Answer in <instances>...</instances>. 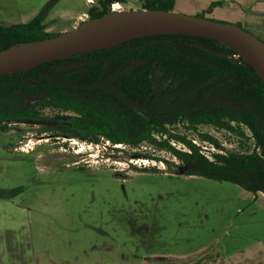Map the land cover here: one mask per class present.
I'll list each match as a JSON object with an SVG mask.
<instances>
[{
    "label": "rangeland",
    "instance_id": "374dc122",
    "mask_svg": "<svg viewBox=\"0 0 264 264\" xmlns=\"http://www.w3.org/2000/svg\"><path fill=\"white\" fill-rule=\"evenodd\" d=\"M250 1L175 0L172 10L239 23L264 40V14L249 13ZM143 3L126 0L112 9ZM91 6L88 0H0V21L28 22L46 10L47 30L63 32L88 20ZM46 113L50 120L21 130L25 137L17 144L34 146L30 151L2 148L9 143L0 131V264H143L144 255H190L212 245L226 257L246 248V264H264V191L188 173L193 162L166 144L134 146L106 136L91 142L68 126L75 111ZM8 126L10 134L25 125ZM185 126L171 128L211 158L218 147L202 133L215 136L220 151L254 146L253 138L226 128ZM171 144L188 150L176 139ZM191 258L177 262L210 263L198 253Z\"/></svg>",
    "mask_w": 264,
    "mask_h": 264
},
{
    "label": "trees",
    "instance_id": "16d2710c",
    "mask_svg": "<svg viewBox=\"0 0 264 264\" xmlns=\"http://www.w3.org/2000/svg\"><path fill=\"white\" fill-rule=\"evenodd\" d=\"M97 1L89 8V19L126 0ZM174 3L144 0L142 8L172 9ZM45 13L28 22L0 21V50L61 33L47 30ZM234 53L238 52L211 36H136L0 75V99L54 97L45 103L75 110L78 114L70 118L71 126L91 142L98 143L106 136L115 143L134 146L143 142L166 144L180 158L193 162L186 168L188 173L244 181L249 190L260 192L264 191V80L242 55L233 59ZM12 105L19 106L17 102ZM24 113V109L0 108L1 117ZM181 122L189 130L204 124L226 128L253 138L254 146L213 152L210 158L186 134L172 131L171 126ZM160 134L162 141L157 138ZM202 137L222 149L215 136L202 133ZM172 139L184 143L188 150L173 146Z\"/></svg>",
    "mask_w": 264,
    "mask_h": 264
},
{
    "label": "water",
    "instance_id": "95a60500",
    "mask_svg": "<svg viewBox=\"0 0 264 264\" xmlns=\"http://www.w3.org/2000/svg\"><path fill=\"white\" fill-rule=\"evenodd\" d=\"M129 32L105 41L97 37ZM187 33L211 36L232 47L251 63L264 80V40L238 23L161 8L112 9L72 29L0 50V75L34 68L43 62L109 47L136 36ZM242 184L246 182L242 181Z\"/></svg>",
    "mask_w": 264,
    "mask_h": 264
},
{
    "label": "flooded vegetation",
    "instance_id": "af4514ba",
    "mask_svg": "<svg viewBox=\"0 0 264 264\" xmlns=\"http://www.w3.org/2000/svg\"><path fill=\"white\" fill-rule=\"evenodd\" d=\"M88 2H90V4H92V5H94L93 3L95 2V0H88ZM111 8H112V6H111ZM234 54H238V53H234ZM232 55H231V57H232ZM47 100L53 101V100H55V98L49 97V98H2V99H0V104H5L7 102L11 104L9 106H0V108H2L3 110H10V109L19 108V109H24L26 111V113H24L23 115H17V116L1 117V114H0V121L3 123V124H1L2 129L0 128V131H3V133H2L4 135L3 138H5L9 143L8 146L6 143H4V145H1L2 148L21 149V150H25V151H30V149H34V146L31 148H29V147L26 148L25 146H22L21 143L20 144H17V143L22 142L23 137H25V134L21 133V130L24 127H26L28 125L37 124L40 122H44V123L47 122L50 119H48V116L46 115L47 114L46 110L51 109V108H61V107L54 106L53 104H46L45 102ZM14 102H17L19 104V106L12 105ZM34 102H40V103L34 104ZM62 109H64V108H62ZM66 110H73V109H66ZM73 111H75V110H73ZM32 112L34 113V115H32ZM77 114L78 113L76 112V114H73L72 116L77 115ZM70 118L68 120H66V122L69 123L68 126L70 127V129H72V132L74 131L76 133V128H73L71 126V121H69ZM16 124H20V125L24 124L25 126H18L17 129L14 130L10 134L5 133V131L9 127L8 125H16ZM40 126L41 127L43 126V130L50 127L48 124H44V125H40ZM45 132H46V130H45ZM42 135L43 134H41V137H42Z\"/></svg>",
    "mask_w": 264,
    "mask_h": 264
},
{
    "label": "crops",
    "instance_id": "0c3cea01",
    "mask_svg": "<svg viewBox=\"0 0 264 264\" xmlns=\"http://www.w3.org/2000/svg\"><path fill=\"white\" fill-rule=\"evenodd\" d=\"M264 0H251L249 5V13L253 12V15H263L264 14V7H258V4L261 3ZM263 248L264 250V244L259 245ZM258 246V247H259ZM255 252L252 254V258H255L256 255V246L254 247ZM248 251L246 248L238 251L230 256H224L223 253L220 250L219 246L212 245L210 248L203 249L198 252H194L190 255H182L179 254L178 256L176 255H166V254H155V255H144V262L143 264H181L177 262V259H180L182 256H188L192 257L193 255H201L203 258H205L207 261H210L209 264H246V261L249 259V257H244L242 259V255H247ZM257 255H259L257 253ZM170 256H174V258H171ZM240 257V259L238 258ZM192 259V258H191ZM236 259L238 261H236ZM259 259V258H258ZM195 262V261H194ZM193 261L187 262L185 264H193ZM207 263V262H206ZM184 264V263H183ZM250 264V263H249Z\"/></svg>",
    "mask_w": 264,
    "mask_h": 264
},
{
    "label": "bare ground",
    "instance_id": "6f19581e",
    "mask_svg": "<svg viewBox=\"0 0 264 264\" xmlns=\"http://www.w3.org/2000/svg\"><path fill=\"white\" fill-rule=\"evenodd\" d=\"M115 8L117 6V8H119V3L115 4L114 5ZM129 32H116V33H108V34H104V35H101L99 37H97L95 40H99V41H105V40H111V39H114V38H117L119 36H123L125 34H128ZM32 140V139H31ZM195 141V140H194ZM180 143V142H179ZM199 145V144H198ZM219 150V149H218ZM220 151V150H219ZM211 158V157H210ZM146 159V158H145ZM145 159H144V162H145ZM147 161V160H146Z\"/></svg>",
    "mask_w": 264,
    "mask_h": 264
},
{
    "label": "built area",
    "instance_id": "2783aa9c",
    "mask_svg": "<svg viewBox=\"0 0 264 264\" xmlns=\"http://www.w3.org/2000/svg\"><path fill=\"white\" fill-rule=\"evenodd\" d=\"M239 55H240L239 53H238V54H233V55H232V58H234V59H238ZM244 64H246V63H244Z\"/></svg>",
    "mask_w": 264,
    "mask_h": 264
}]
</instances>
